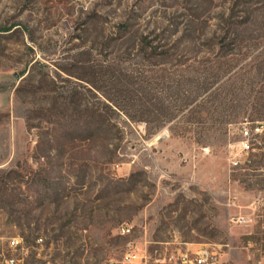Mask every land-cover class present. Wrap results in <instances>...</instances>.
Masks as SVG:
<instances>
[{"label": "rangeland", "instance_id": "1", "mask_svg": "<svg viewBox=\"0 0 264 264\" xmlns=\"http://www.w3.org/2000/svg\"><path fill=\"white\" fill-rule=\"evenodd\" d=\"M129 239L264 255V0H0V264Z\"/></svg>", "mask_w": 264, "mask_h": 264}, {"label": "built area", "instance_id": "2", "mask_svg": "<svg viewBox=\"0 0 264 264\" xmlns=\"http://www.w3.org/2000/svg\"><path fill=\"white\" fill-rule=\"evenodd\" d=\"M256 132L261 128L256 127ZM249 128L242 129V136L248 139L251 136ZM243 149H249L248 141L242 142ZM239 162L235 161L237 165ZM249 220L239 218L237 222H248ZM117 234L122 237H129L133 234V225L125 223L117 227ZM42 241V239H39ZM23 239L19 237L12 238L11 247H19ZM6 264H18L15 258L6 260ZM105 264H230L222 261L220 254L210 247L186 248L182 245L172 247L171 243H161L149 239L137 240L129 239L123 248L119 258H112ZM256 264H264V255L256 260Z\"/></svg>", "mask_w": 264, "mask_h": 264}]
</instances>
